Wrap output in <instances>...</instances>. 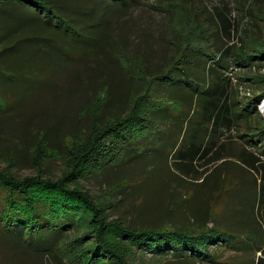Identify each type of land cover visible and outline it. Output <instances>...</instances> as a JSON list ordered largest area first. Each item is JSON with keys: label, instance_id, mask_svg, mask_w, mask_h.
I'll return each instance as SVG.
<instances>
[{"label": "rangeland", "instance_id": "rangeland-1", "mask_svg": "<svg viewBox=\"0 0 264 264\" xmlns=\"http://www.w3.org/2000/svg\"><path fill=\"white\" fill-rule=\"evenodd\" d=\"M49 1L61 7L65 19L59 30L68 37L63 41L55 36L50 46L53 38H42L53 31L45 24L47 5L31 10L33 16L29 9L34 7L25 3L7 1L0 8V37L8 38L6 43L13 38L20 39L19 45L32 44L30 50L13 48L11 55H0V168L17 177L36 174L38 166L44 176H61L93 124L125 114L147 90L162 93L157 97L164 104L160 112L169 114L162 130L171 128L174 138L182 123L172 126L169 120L192 112L193 102L164 94L163 85L152 77L197 44L240 53L264 48V0H130L129 8H124L125 0ZM223 19L230 24L229 35ZM229 63V87L242 107L264 90V62ZM187 79L183 74L174 81ZM263 102L262 95L259 114L219 131L201 132L202 149L193 157L179 158V141H146V136L139 148H125L122 159L76 181L107 208L109 219L141 227L215 224L236 234L240 243L239 249L215 247L219 263L135 250L128 256L131 264H254L264 258V198L259 195L264 155L245 134L264 124ZM39 144L46 151L41 162L34 155ZM242 154L256 158L254 166ZM4 230L0 220V264H69L64 254L70 250V234L59 246L43 249L19 240L21 232L9 235ZM52 234L44 236L48 240Z\"/></svg>", "mask_w": 264, "mask_h": 264}, {"label": "trees", "instance_id": "trees-1", "mask_svg": "<svg viewBox=\"0 0 264 264\" xmlns=\"http://www.w3.org/2000/svg\"><path fill=\"white\" fill-rule=\"evenodd\" d=\"M7 1H14L13 4L19 6L24 3L32 5L34 8L29 10L35 12H38L40 3L47 5L49 13H46L45 24L53 31L48 32L52 34L51 37L46 34L41 37L53 38L49 46L54 43L55 36L67 41L68 37H64V33L59 30V22L65 18L61 16L63 13L57 3L49 0H0V8ZM127 1L130 0H125L124 8L133 6V3ZM6 10L8 11L7 8ZM69 19L74 23L73 18ZM223 21L224 31L229 35L230 24L227 25L229 22L224 19ZM0 38L5 43L3 39H8ZM19 41L20 39L12 38L4 45L0 42V55H11L13 48L19 52L30 50L28 46L32 44L19 45ZM12 42L14 43L9 45ZM230 60H234L238 66H248L254 61L264 62V48H258L255 53H240L231 48L197 44L185 49L167 71L152 77L163 85L164 94H177L176 97H185L193 102L194 112L175 114L171 120L168 119L172 126L174 123H182L177 125L179 129L174 138L171 128L163 131L166 130L163 121L167 120L169 114L160 112L164 104L157 97L162 93L155 94L147 90L125 114L94 123L85 141L70 154L67 169L61 176H44L40 166L36 174L25 177H17L9 169L0 168V220L5 228L4 232L9 235L21 232L23 235L19 236V240L35 243V248L41 245L43 249L59 246L65 235L70 234V250L67 255L64 254L69 264H131L128 256L135 250H149L157 255L167 253L174 257L186 256L202 263H219L214 256L215 247L226 244L230 248L239 249L236 234L215 224L211 227L200 223L180 227H141L126 225L119 218L109 219L105 212L107 208L76 182L87 175L89 170L99 169L122 159L125 148H139L145 143L146 136V141H151L149 137H167L176 140V143L179 141L175 151L179 158H184L187 154L193 157L202 149L198 140L201 132L206 134L219 131L224 126L230 127L233 123L236 125L240 119L244 121L250 115L259 114L256 107L262 95L264 96V90L245 106H238L234 97L235 90L232 91V86L229 87V84L232 85V75L229 73L233 69ZM183 74L189 77L187 83L174 81L175 77ZM190 79H194L195 83H191ZM181 97L180 99H184ZM245 134L248 136L246 141L257 145L261 155H264V124L257 131L251 130ZM41 143L44 144L43 141ZM43 151V145H37L34 154L37 162L46 158V151ZM242 158L254 166L256 158L250 159L248 154H242ZM262 167L264 169V164ZM261 179L263 182L260 184L259 195L264 198V175ZM260 200L262 201L261 198ZM48 232L53 234L47 240L44 235ZM254 264H264V258L259 256Z\"/></svg>", "mask_w": 264, "mask_h": 264}, {"label": "bare ground", "instance_id": "bare-ground-1", "mask_svg": "<svg viewBox=\"0 0 264 264\" xmlns=\"http://www.w3.org/2000/svg\"><path fill=\"white\" fill-rule=\"evenodd\" d=\"M263 110H264V102H263Z\"/></svg>", "mask_w": 264, "mask_h": 264}, {"label": "crops", "instance_id": "crops-1", "mask_svg": "<svg viewBox=\"0 0 264 264\" xmlns=\"http://www.w3.org/2000/svg\"><path fill=\"white\" fill-rule=\"evenodd\" d=\"M209 134V133H208Z\"/></svg>", "mask_w": 264, "mask_h": 264}]
</instances>
